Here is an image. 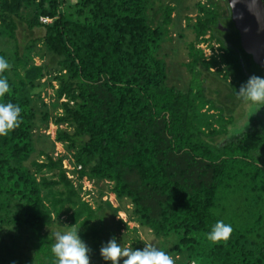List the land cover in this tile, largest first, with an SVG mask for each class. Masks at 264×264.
Instances as JSON below:
<instances>
[{
  "label": "trees",
  "instance_id": "obj_1",
  "mask_svg": "<svg viewBox=\"0 0 264 264\" xmlns=\"http://www.w3.org/2000/svg\"><path fill=\"white\" fill-rule=\"evenodd\" d=\"M211 5L197 3L200 16L186 18L192 81L182 91L168 84L163 54L177 11L168 0H0V57L10 65L0 102L21 108L20 126L0 136V264H56L53 234L73 225L91 264H111L100 247L113 236L143 249L140 231L171 240L168 254L184 258L178 264H264V166L256 158H264V129L252 124L215 144L243 103L240 85L264 71ZM211 41L218 61L197 48ZM57 144L65 155L54 156ZM68 158L81 167L71 172L76 180L63 169ZM84 178L99 188L93 203L83 200ZM103 210L124 213L136 228L117 220L106 229ZM220 220L233 231L216 244L207 237Z\"/></svg>",
  "mask_w": 264,
  "mask_h": 264
},
{
  "label": "rangeland",
  "instance_id": "obj_2",
  "mask_svg": "<svg viewBox=\"0 0 264 264\" xmlns=\"http://www.w3.org/2000/svg\"><path fill=\"white\" fill-rule=\"evenodd\" d=\"M197 3H201L203 5H209L210 7H212L211 3L215 4V6L218 8V11L223 15L226 16L227 15V10H226V6L223 2V0H168V4H170L173 7L177 8V11L175 12V14L173 15V28L170 31V38H171V42L168 43L167 45H165V48L163 50V54H164V58L166 61V65H167V69H168V75H169V79H168V84L169 85H173L175 87H177L178 89L185 91L188 87V84L191 83L192 81V77L190 74H188V72L186 71L184 65L187 62V44L190 43L194 36L191 33V31L186 27V18H190L191 20H194L197 16L199 17L200 15L197 13L195 5ZM182 17V19H180ZM43 32L41 30H37L35 31V37L36 38H40L42 36ZM208 36L205 37V39H207ZM203 47L205 46H209V48H211L210 46H212V48L214 49V47H216V51L218 52V54H220V52L217 49L216 44H214L212 41L211 42H199L197 43V47L202 45ZM205 45V46H204ZM208 48V47H207ZM205 49V48H204ZM207 55H211L212 53L214 54L213 50H208L205 49L204 50ZM216 54H214L215 59L218 61L219 57ZM212 58V57H211ZM34 62L37 65L42 64L43 62H41L38 58L34 59ZM221 69V68H220ZM215 68H212V71H214ZM224 70V69H221ZM222 74V73H220ZM198 84L199 83H195V85H193V87H195V91L198 90ZM212 81L210 79H208L207 81L204 82V85L207 87L208 90H206V94L207 96L209 94H211L212 97H214V87L212 85ZM209 90L210 91L209 93ZM49 94H51L50 90H47V96H49ZM225 92L224 94L221 93V95L225 96ZM217 95V93H216ZM223 97V96H222ZM222 100V98H220ZM45 101L49 102L48 98L45 97ZM215 98H211V103L212 104H216ZM262 111H264L263 108H261L259 111H256V108L254 105L251 104H245L244 102L242 104H239L237 106V109H235L234 113H233V123L230 127L227 128V132L226 135H222L220 137H217L215 139V144H221L224 140H226V137H231L234 134L237 133H242L246 130L249 129V127L253 124L256 125L258 128H262L264 129V115H262L263 117H261V115L259 113H262ZM205 112V109L201 111V113ZM214 112H217V110H214ZM206 115L207 116H211V117H215L213 112H208L206 110ZM209 121L212 123V126L214 128L216 127V124H214L212 119H209ZM54 132H55V127L50 125L48 130L45 132L46 134H49L50 138L54 137ZM43 134V133H42ZM47 136V135H46ZM54 154H58L60 155H65V152L63 150V148L61 147V145L57 144L54 148ZM257 159H259L260 164L264 166V158L262 157L260 159V156L257 155L256 156ZM82 185H87V181H84L85 184ZM101 188V187H100ZM104 190V188H102ZM98 190L99 188H92L89 192H91L89 195V199L88 202L89 203H93L94 200H96V198L98 197ZM105 196H103L104 198ZM105 199L111 203V205L113 207H117V203L114 200V197L112 195H107ZM104 199V200H105ZM103 200V199H102ZM99 216L103 219V225L106 227V229H112L115 227L116 221L117 220H122V222H125V225L129 228V229H133L136 228V226L132 223L127 222V218L126 215L122 212H119L117 214V217L113 218L112 214L107 211V210H103L99 213ZM64 222V220H62ZM65 223V224H64ZM63 223V226H66V222ZM139 239L142 242L143 246H145V243L151 242L153 243L156 247L166 251L168 253L169 249L171 248L172 245V241L168 240L166 242H159L158 240L154 239L152 235H150L149 233H144L142 231L139 232ZM126 247V246H125ZM174 261L176 262L175 264H178L180 262L184 261V258H179V260L177 258L174 259ZM122 264V262H121ZM199 264V263H198Z\"/></svg>",
  "mask_w": 264,
  "mask_h": 264
},
{
  "label": "clouds",
  "instance_id": "obj_3",
  "mask_svg": "<svg viewBox=\"0 0 264 264\" xmlns=\"http://www.w3.org/2000/svg\"><path fill=\"white\" fill-rule=\"evenodd\" d=\"M10 69L7 60L0 57V100L9 93L7 77L3 74ZM237 99L245 104L254 105L256 111L264 108V77L252 75L236 91ZM21 108L13 103L0 102V136H7L20 126ZM80 227L70 226L69 230L56 231L55 243L51 252L56 257V264H91V249L79 235ZM232 227L224 221H217L208 233L213 243L227 242L232 234ZM143 249L122 247L116 237H112L100 247V255L111 264H175L171 255L156 247L153 243L144 244Z\"/></svg>",
  "mask_w": 264,
  "mask_h": 264
},
{
  "label": "water",
  "instance_id": "obj_4",
  "mask_svg": "<svg viewBox=\"0 0 264 264\" xmlns=\"http://www.w3.org/2000/svg\"><path fill=\"white\" fill-rule=\"evenodd\" d=\"M230 9L234 27L244 39V47L247 54L252 56L255 64L264 70V42L262 36L253 28L264 29V0H226ZM253 29V30H252ZM254 31L251 36V32ZM250 35H248V33Z\"/></svg>",
  "mask_w": 264,
  "mask_h": 264
},
{
  "label": "built area",
  "instance_id": "obj_5",
  "mask_svg": "<svg viewBox=\"0 0 264 264\" xmlns=\"http://www.w3.org/2000/svg\"><path fill=\"white\" fill-rule=\"evenodd\" d=\"M40 21L43 23V24H48V23H50V20L49 19H40ZM205 46V45H204ZM208 47V48H207ZM198 49H200V50H202V52H203V54H204V58H205V60L206 61H208L209 60V58L213 55V53L210 55H207V53L204 51L205 49H208V50H210L211 48H209V46L207 45V46H205V47H203V44L202 45H200V46H198L197 47ZM205 48V49H204ZM212 50V49H211ZM214 54H217L218 52L216 51V47H214ZM55 157L56 156H58V154H55L54 155ZM71 159L70 158H68V159H65L64 161H63V163H62V166H63V169L66 171V176H67V178L69 179V180H76V177L75 176H73L72 174H71V172L72 171H74V170H76V171H79L80 169H81V167L80 166H78V167H73V165L71 164ZM82 181H83V184H85V182L84 181H87V179H82ZM80 183H81V185H82V182L80 181ZM87 185H82V192H83V200H87V199H89V194L91 193V192H89L92 188H93V185H92V183H90L89 181H87ZM75 184H77V182L75 181ZM87 192H89V194H86ZM106 197V196H105ZM105 197L103 198V201H106V199H105ZM105 199V200H104ZM187 264H195L194 262H189V263H187Z\"/></svg>",
  "mask_w": 264,
  "mask_h": 264
},
{
  "label": "flooded vegetation",
  "instance_id": "obj_6",
  "mask_svg": "<svg viewBox=\"0 0 264 264\" xmlns=\"http://www.w3.org/2000/svg\"><path fill=\"white\" fill-rule=\"evenodd\" d=\"M223 2H224V4H225V6H226V10H227V15L224 16V17H229L230 20L232 21V17H231V13H230V9H229V7H228L227 1H226V0H223ZM232 24H233V27H234V23H233V21H232ZM234 28H235V27H234ZM253 29H254V31L257 32V34H259V35L262 36V40H263V42H264V29H263V28H260V27H256V26H255V28H253ZM253 29H252V30H253ZM235 30H236V29H235ZM222 31H223L225 34H228V33H229L228 29H222ZM254 31L251 32V36L253 35ZM236 32H237V34H238L239 45H240L241 49L243 50V52H244L245 54H247V53L245 52V50H244V47H247L248 44H244V39H243V37L241 36L240 32H239L238 30H236ZM247 33H248V35H250L249 32H247ZM208 38H209V37H208ZM216 46L218 47V45H216ZM262 50H263V53H264V48H263ZM248 55H249V54H248ZM250 56H251V55H250ZM251 58H252V56H251ZM257 66H258V65H257ZM258 67H259L260 69H262L260 66H258ZM263 71H264V70H263Z\"/></svg>",
  "mask_w": 264,
  "mask_h": 264
}]
</instances>
